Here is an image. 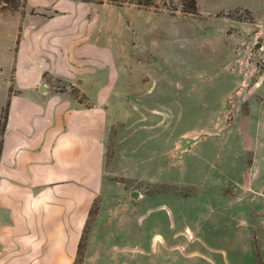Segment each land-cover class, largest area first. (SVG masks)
Returning <instances> with one entry per match:
<instances>
[{"label": "crops", "instance_id": "0c3cea01", "mask_svg": "<svg viewBox=\"0 0 264 264\" xmlns=\"http://www.w3.org/2000/svg\"><path fill=\"white\" fill-rule=\"evenodd\" d=\"M56 3L25 0L21 10L0 13V121L7 105L0 133V264H76L87 222L79 264H264L263 156L252 158L262 166L252 177L216 176L209 193L200 173L180 184L124 173L123 183L110 188L105 127L89 122V99L105 96L89 92L87 13L69 10L75 22L69 31L84 39L73 76L60 78L65 90L45 75V37L55 29L42 13ZM9 25L10 32L1 30ZM262 54L264 45L252 56L262 57L252 74L259 101H249L246 118L264 134ZM124 157L141 163L136 152Z\"/></svg>", "mask_w": 264, "mask_h": 264}, {"label": "rangeland", "instance_id": "374dc122", "mask_svg": "<svg viewBox=\"0 0 264 264\" xmlns=\"http://www.w3.org/2000/svg\"><path fill=\"white\" fill-rule=\"evenodd\" d=\"M47 1L63 9L42 13L47 28L55 29L45 37V75L62 90L67 84L60 78L73 76L75 50L84 39L69 31L75 24L69 10L89 16V92L108 97L89 99V122L105 127L110 188L123 183L124 173L179 184L200 173L209 193L216 176L250 178L262 167L252 158L264 157V134L248 126L246 114L249 101L257 100L252 74L259 73L262 57L252 56L264 45V0H196L194 15L182 12L189 0H151L150 7ZM69 91L79 96L75 87ZM135 152L141 163L128 164L124 156L132 159Z\"/></svg>", "mask_w": 264, "mask_h": 264}, {"label": "trees", "instance_id": "16d2710c", "mask_svg": "<svg viewBox=\"0 0 264 264\" xmlns=\"http://www.w3.org/2000/svg\"><path fill=\"white\" fill-rule=\"evenodd\" d=\"M25 0H0V13L4 11L9 12H15L18 11L19 7L24 3ZM87 1H95L97 3L108 1L117 5H123V4H136L141 7H150L151 6V0H147L145 3L141 0H87ZM184 7V4H182ZM183 13L188 14H196L197 13V6H196V0H189V7L188 9H183ZM6 111H7V105L3 109V113L1 115V121H0V133L4 127L5 119H6ZM81 245H79L78 255H82L80 252Z\"/></svg>", "mask_w": 264, "mask_h": 264}, {"label": "water", "instance_id": "95a60500", "mask_svg": "<svg viewBox=\"0 0 264 264\" xmlns=\"http://www.w3.org/2000/svg\"><path fill=\"white\" fill-rule=\"evenodd\" d=\"M256 47H259V44H257V46ZM133 197H137V194L136 193H134L133 194Z\"/></svg>", "mask_w": 264, "mask_h": 264}]
</instances>
